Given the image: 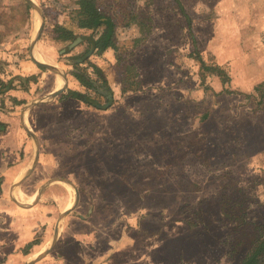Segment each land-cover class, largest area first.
Returning <instances> with one entry per match:
<instances>
[{"label": "rangeland", "instance_id": "1", "mask_svg": "<svg viewBox=\"0 0 264 264\" xmlns=\"http://www.w3.org/2000/svg\"><path fill=\"white\" fill-rule=\"evenodd\" d=\"M95 1L116 24L118 51L95 54L80 38L90 32L77 29V0H0V82H11L0 113L18 118L12 110L28 103L16 124L24 145L37 144L54 160L47 167L58 168L49 178L78 192L65 216L72 188L60 207L49 202L51 222L34 240L44 246L23 248L22 264H239L264 236V0H178L198 54L223 76L200 70L173 0ZM222 16L259 30L252 54L213 31ZM64 29L77 35L72 47L60 39ZM158 31L163 57L155 62V48H145L149 72H139L135 53L147 42L136 40ZM75 75H87L91 88ZM71 90L100 109L63 101ZM44 169L38 181L48 178Z\"/></svg>", "mask_w": 264, "mask_h": 264}, {"label": "crops", "instance_id": "2", "mask_svg": "<svg viewBox=\"0 0 264 264\" xmlns=\"http://www.w3.org/2000/svg\"><path fill=\"white\" fill-rule=\"evenodd\" d=\"M226 17L227 16H222L212 23L213 27L214 25L216 27V29L215 27L213 28V31L217 34L221 33L222 31L229 32L227 34L233 36V39H229V41L234 40L238 42L240 49L239 53L244 55L247 53V51H249V53L252 54L253 45H249V42L252 41V44L257 42L256 39L259 36V30L255 31L253 28L249 27L242 30L239 27H233L231 24L239 23L236 21V19L233 20L232 23L230 20L226 21ZM160 37L161 35L158 31V33H154L151 37L149 36L143 41V44L147 42L145 46L141 45L143 47H141V49H137L135 58L137 59V63L140 65V67L137 68L139 72H149V69L146 70L144 68L145 63L141 62L142 57L145 58L146 62L150 61L146 56V51L143 52L145 48H155V52L150 56V59L152 57L156 58L155 62H158V56L161 58L163 57L164 53L158 51L159 48L164 49L163 46L160 45ZM156 41H158V45L156 44V46H148L151 44H148L149 42ZM214 41L215 46L217 45L224 47V44L221 42H226L227 40L220 39L218 41L216 37H214ZM256 54L257 52H254V55ZM19 103L20 102L18 101V104ZM158 104L161 105V101L158 100ZM27 105L12 110L13 115H17L18 118H16V116L8 118L4 116V114L0 113V123L4 126H7L5 131L3 130L0 132V264L28 263L25 262L24 259L27 258L21 251L23 248H28L29 246H44L43 243L40 242L37 244L34 240L39 233L44 231L45 233L47 232V229H43L42 226H47L51 222L53 206L51 205L52 203L49 202L56 201L57 205L60 207L66 198H71L70 189L66 187L68 184L61 181L62 179H52L55 169L58 168L54 165L49 168L46 164L53 163L54 160L48 161V158L46 160V157L41 154L37 144L24 145L23 143V137L16 128V124L22 123V121L26 119L27 112L29 111L26 107ZM205 115L207 119V114ZM244 121H246L245 118ZM245 123L247 126L251 124H248V122ZM255 134L257 133L255 132ZM260 137L263 136L261 135L257 138L259 139ZM254 140L256 141V138ZM257 152L259 153V151ZM242 165L244 164H241V166ZM39 168H45V176L48 178L43 177V179H39L40 181H38L37 173ZM27 187H29V191L25 189ZM72 191L74 192L75 199L68 203V206L60 213V217L62 215L65 216L69 212V208L75 205L73 203L77 202L78 196H76L74 190ZM58 225L59 223L57 224V228ZM52 241L53 246L55 244L54 235L52 237ZM163 243L164 242L161 244ZM49 250L50 249L48 248H44L43 251L41 250V254L45 255ZM103 264H115V262L114 259L110 258Z\"/></svg>", "mask_w": 264, "mask_h": 264}, {"label": "trees", "instance_id": "3", "mask_svg": "<svg viewBox=\"0 0 264 264\" xmlns=\"http://www.w3.org/2000/svg\"><path fill=\"white\" fill-rule=\"evenodd\" d=\"M177 3L178 8L181 12V14L187 19V26L189 29V33L191 34L192 39V53L195 56V60H197L200 64V70L203 72L216 71L217 76H223L224 73L223 70H221L218 66L211 67L210 69L208 66L204 63V61L201 59L200 54H198V50L196 47V42L193 38L192 31L190 29L191 22L187 18L186 14L184 13V9L181 5V3L178 0H173ZM78 6V15H79V21L77 24V29L82 30L83 32H90L87 36H81L84 41H86L89 44L90 50L94 51L95 54H101L104 53L108 49H113L115 51H118V46L116 44V24L112 20V18L106 14L104 11H102L96 4L95 0H77L76 2ZM77 38V35L73 31L69 30H61V40H64L66 42H70L68 47H72L73 44H76L75 41ZM146 38L138 39L136 40V46L140 44L141 41H144ZM97 77L99 79H102L101 76L102 73L99 71L96 67H94ZM77 82L81 87L85 88H91L92 81L91 79L86 75L85 78L81 77L80 75H75ZM127 83H130V80H125ZM10 81L5 84H2L0 82V95L6 92V90L10 89ZM133 90L132 86H127V88L123 89V92H129ZM136 90V89H134ZM64 100H76L79 103H83L86 106L94 107L96 109H100L99 104L94 103L93 101L86 98L84 92L82 91H67V94L63 97ZM111 104V95H107V105ZM206 120V115H203L202 121ZM264 237V236H263ZM262 237V238H263ZM250 238V236H249ZM257 239L254 241H251L252 245L250 246L249 252L245 256V258L239 263V264H264V238ZM243 245V242H241L240 246Z\"/></svg>", "mask_w": 264, "mask_h": 264}, {"label": "water", "instance_id": "4", "mask_svg": "<svg viewBox=\"0 0 264 264\" xmlns=\"http://www.w3.org/2000/svg\"><path fill=\"white\" fill-rule=\"evenodd\" d=\"M29 3L34 7L33 2L30 1ZM43 24H44V18H43L42 15H41L40 26H39V30H38V32H37L36 39L39 37L41 31L43 30ZM34 62H35L36 65H38V66H40V67H42V68L49 69V66H47L45 63H43V62H41V61L34 60ZM60 92H61V91L58 90V91L54 94L53 97H56L58 94H60ZM61 181H63L64 183L68 184L71 188H73V190L75 191V194H76V196H77V192H76V190L74 189V186H73L72 183H70V182L67 181V180H61ZM56 238H57V231H56V233H55V239H56ZM43 255H44V254H43Z\"/></svg>", "mask_w": 264, "mask_h": 264}]
</instances>
